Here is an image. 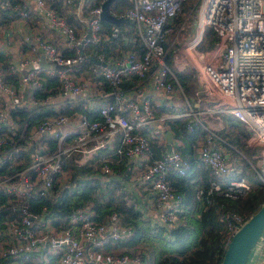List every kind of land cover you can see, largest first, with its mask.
<instances>
[{"label":"built area","instance_id":"1","mask_svg":"<svg viewBox=\"0 0 264 264\" xmlns=\"http://www.w3.org/2000/svg\"><path fill=\"white\" fill-rule=\"evenodd\" d=\"M57 1L0 0V9L10 17L25 23L34 19L37 29L46 23L54 33L37 30L32 43L24 35L14 60L4 56L3 46L11 39L0 33V211H6L0 217V260L148 264L141 252L106 249L134 233L116 213L96 221L91 202L60 215L47 214L48 206L34 207L31 201L52 199L74 166L92 169L93 177L104 180L113 173L111 165L124 164L128 181L149 193L151 213L142 216L149 232L169 237L183 204L167 176H182L189 167L168 125L176 119L185 120L188 132L203 133L193 148L208 184L195 189L196 202L208 203L213 194L243 195L250 183L240 160L264 185V0H126L120 12L109 11L131 27L109 29L98 16L103 0L97 5L61 0L84 31L66 20ZM186 2L195 10L193 33L181 53L169 56L177 70L185 61L192 65L198 85L194 93L204 95L210 106L205 110L188 100L167 63V36ZM206 27L216 38L201 50L196 46ZM112 38L121 40L117 54L88 50L91 43ZM40 53L47 66L37 64ZM92 109L95 118L88 117ZM225 116L244 128L249 158L227 156L218 134ZM248 216L217 210L223 249ZM252 251L264 264V230Z\"/></svg>","mask_w":264,"mask_h":264},{"label":"trees","instance_id":"2","mask_svg":"<svg viewBox=\"0 0 264 264\" xmlns=\"http://www.w3.org/2000/svg\"><path fill=\"white\" fill-rule=\"evenodd\" d=\"M99 0H92L90 5H97ZM113 5L119 9L116 12H120L121 8L127 5L126 0H113L109 4L111 11ZM187 9L186 3L181 6V12L178 18L175 20L178 24L181 21ZM7 12L0 9V25L6 23L7 19L5 14ZM4 18V19H3ZM68 22L75 25L74 21L66 18ZM100 25L104 29H109L112 24L106 21H100ZM128 26L123 19L119 23V27ZM192 35L190 27L187 28L186 36ZM215 34L208 27L204 29L201 34V38L197 43V48L203 50L212 46L215 41ZM180 40L178 41V44ZM177 44V45H178ZM121 46L120 38H112L108 42H100L96 44H90L89 49L101 51L105 54H117L118 48ZM128 44L126 45V47ZM87 50V49H86ZM66 54H72V52L66 51ZM3 59V55L0 53V60ZM174 74L183 90L188 96L194 89L197 90V82L195 84L193 72L190 69L184 71L175 70ZM195 76V75H194ZM54 81V80H53ZM193 93V92H192ZM157 111L163 110V108H156ZM11 114H14L10 112ZM89 118L97 117L95 109L88 111ZM224 127L218 132V134L225 140V145L228 150H232L231 146L236 149H244L245 156L250 157L251 151L245 145L246 133L242 125L235 119L225 116ZM171 132L181 142L179 150L181 154L187 157L188 169L185 174L178 176L173 173H169L167 179L171 187L178 192L182 197L183 209L178 213V226L166 236H161L159 233H150V227L143 220V213L139 211L138 199L133 195L131 187L138 188L147 192L142 186H136L128 181L129 169L127 165H111L113 173L107 176L104 180H99L92 176V169L85 167L74 166L71 173V178L62 188L54 191L52 199H36L31 203L34 207L41 204L48 206L47 214H66L71 209L81 206L87 202H91L94 207L93 220L99 221L104 218L106 214L114 212L117 214L120 222L126 226H130L134 233L131 237L125 240L117 241L113 244L106 245L107 250L120 251L123 250L126 253L129 249H133L137 244L141 243L145 238L146 232L148 238L153 240L159 245L165 243V248L173 246V251L161 254L152 258V264H218L223 247L220 244L221 226L217 221V210L226 209L230 211L239 212L245 215H250L263 201H264V185L251 174H246V178L250 183V188L243 194L235 199L224 197L221 195H209L207 196L211 201L202 204L198 203L194 199V191L196 188H205L208 184V176L206 170L198 164L196 154L194 151V143L199 139L203 133L196 129L188 132L185 129V120H173L168 123ZM230 130L225 132L226 128ZM235 131V133H234ZM151 150L153 154H157V150L154 144L151 143ZM232 152V151H231ZM246 165V162H245ZM97 167L93 168L96 171ZM3 198L0 194V201ZM204 198H206L204 196ZM191 210V219L194 220L192 230L182 229L181 225L186 219H183L182 211H187V207ZM6 211H0V217H4ZM182 215V217L180 216ZM142 221V223H141ZM189 223V221H188ZM144 226H143V225ZM192 225V223H190ZM192 235V240L189 246H184L183 241ZM189 239V238H188ZM159 247V246H158ZM142 257H145L143 251ZM12 259H2L0 264H13ZM151 264V263H150Z\"/></svg>","mask_w":264,"mask_h":264},{"label":"rangeland","instance_id":"3","mask_svg":"<svg viewBox=\"0 0 264 264\" xmlns=\"http://www.w3.org/2000/svg\"><path fill=\"white\" fill-rule=\"evenodd\" d=\"M186 5H187V9H186L184 15L182 16L181 21H179L178 24L176 23L177 26H175V29L170 33L169 36H167V43H166V45L168 46V48L170 47L169 50H168L167 63L169 65V67L172 69V71L177 70V67L172 64L173 61H172V59H170L171 57L169 55L171 53H173V54L181 53V51H182V49H181L182 48V44L185 41H188L189 38H191V36H192V35H190L188 37L186 36V34H187V28L190 27L191 30L194 29V22L193 21L195 19V14H193V13H194L195 10L194 9H190L191 3H187L186 2ZM180 24H181V26L178 27ZM179 40H180V43L178 44V41ZM186 69H190L193 72V77H194V81H195V84H196L197 81H196V78L194 76L195 75L194 74L195 71L193 70V67L189 63V61H185L184 66H183V68L180 71H184ZM194 89L192 91L193 93L191 92L188 96L186 95L187 98H188V100L197 102L196 103L198 105L197 106V109L205 110L206 108H209L210 107L209 104L207 102L204 103V97L205 96L204 95H195ZM179 101H180V99H179ZM182 103L184 104V102H182ZM228 130H230L229 127L226 128L225 132H227ZM234 133H235V131H234ZM224 146H225L226 154H227V156L229 158L234 159L236 156H239L240 153L245 154V152H244V149L245 148L238 150L235 147L231 146L230 148H232V150H228L226 148V145H224ZM250 161H251V159H250ZM240 162H241L242 170H244V173L245 174H251L252 172H251V169L249 168L248 164L246 163V165H245V163H244L243 160H240ZM247 181H248V179H247ZM186 209H187V211L184 213L186 220L181 225L182 226L181 228L183 230L184 229H187L188 231H190V229L192 230V228H194L193 227L194 220L191 219V217H192L191 214H190V211L191 210L188 207ZM188 221H189V223H188ZM141 223H142V221H141ZM190 223H192V225H190ZM146 235L148 236V233L147 232L145 234V238H143V240L141 241V243L137 244L135 248L129 249V252H132V253L135 252L136 253V252H142L143 251V254L145 256L143 258L148 262V264H150V263L152 264V258L153 257L157 256V254L159 252L161 254H164V253L160 250V248L158 247V244L156 242H154L153 240H150ZM192 239H193L192 238V235L190 237L188 235V237L185 239V242L184 241L182 242L183 245L184 246L185 245L186 246H189ZM161 244L164 245L165 243H161ZM165 253H168V252H165Z\"/></svg>","mask_w":264,"mask_h":264},{"label":"water","instance_id":"4","mask_svg":"<svg viewBox=\"0 0 264 264\" xmlns=\"http://www.w3.org/2000/svg\"><path fill=\"white\" fill-rule=\"evenodd\" d=\"M113 0H103L100 4L99 19L118 25L121 18L109 11V4ZM38 65L47 66L48 63L40 55ZM169 141V133H165ZM264 230V201L248 216L244 223L236 230L223 249L218 264H246L248 257Z\"/></svg>","mask_w":264,"mask_h":264},{"label":"crops","instance_id":"5","mask_svg":"<svg viewBox=\"0 0 264 264\" xmlns=\"http://www.w3.org/2000/svg\"><path fill=\"white\" fill-rule=\"evenodd\" d=\"M58 3H60V10L62 11L63 15L66 18L74 21L76 27H79V30H83L80 23L77 22V20L73 17L72 9L68 6H66L61 0L55 2V5L57 6ZM112 8L114 11H117L119 9L118 7H116L114 5ZM5 16H6L5 18L7 19V21H6V23L0 25V33L3 36H7L9 39H11V41H10L9 45L7 43L4 44L2 51L4 52V56H6L7 58H9L11 60H14L15 58H17L18 52H17L16 43H17V41H20L24 35L29 36V38H30L29 41L31 43L33 42V36L37 30H39L42 33L44 32L45 34H47L51 37L54 36L53 31L51 29L47 28L46 23H43L37 29V23L34 19H31L28 21V23H25L24 21H22L18 18L10 17L8 13H6ZM69 23H71V22H69ZM71 24L73 25V23H71ZM113 25L114 24H112V26ZM116 26H119V24ZM40 55H41V53L39 54V57H40ZM41 66H43V65H41ZM164 99L165 98H162V100H164ZM131 189H132L133 195L135 196V194H136V199H138V201H139V203H138L139 211L143 214L151 213V210L148 208L149 193L144 192L143 190H139L138 188L136 189L135 187H131ZM185 212H186L185 210L182 211L183 219H185V214H184ZM180 216L182 217V215H180ZM158 246L163 253L173 251V246H169L168 248H165L164 246L159 245V244H158ZM246 264H263V263L258 258V255L252 251L250 256L248 257Z\"/></svg>","mask_w":264,"mask_h":264}]
</instances>
